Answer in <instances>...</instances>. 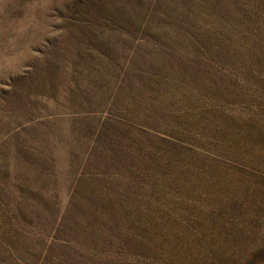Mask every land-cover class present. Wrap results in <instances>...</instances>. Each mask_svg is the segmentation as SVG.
Listing matches in <instances>:
<instances>
[{"label":"rangeland","instance_id":"rangeland-1","mask_svg":"<svg viewBox=\"0 0 264 264\" xmlns=\"http://www.w3.org/2000/svg\"><path fill=\"white\" fill-rule=\"evenodd\" d=\"M0 264H264V0H0Z\"/></svg>","mask_w":264,"mask_h":264}]
</instances>
